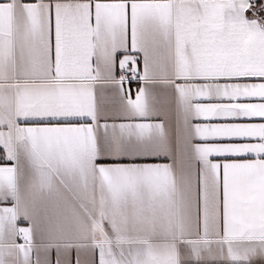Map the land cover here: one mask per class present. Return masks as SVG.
I'll use <instances>...</instances> for the list:
<instances>
[{
	"label": "snow or ice",
	"instance_id": "1",
	"mask_svg": "<svg viewBox=\"0 0 264 264\" xmlns=\"http://www.w3.org/2000/svg\"><path fill=\"white\" fill-rule=\"evenodd\" d=\"M0 264H264V0H0Z\"/></svg>",
	"mask_w": 264,
	"mask_h": 264
}]
</instances>
